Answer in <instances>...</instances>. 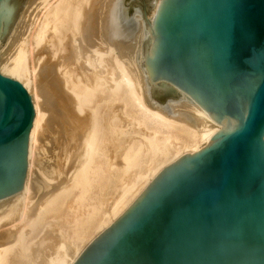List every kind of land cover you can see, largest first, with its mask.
<instances>
[{
  "label": "water",
  "instance_id": "95a60500",
  "mask_svg": "<svg viewBox=\"0 0 264 264\" xmlns=\"http://www.w3.org/2000/svg\"><path fill=\"white\" fill-rule=\"evenodd\" d=\"M28 0H0V48ZM145 101L225 128L163 170L74 264H264V0H163L144 22ZM32 98L0 74V200L23 189Z\"/></svg>",
  "mask_w": 264,
  "mask_h": 264
},
{
  "label": "bare ground",
  "instance_id": "6f19581e",
  "mask_svg": "<svg viewBox=\"0 0 264 264\" xmlns=\"http://www.w3.org/2000/svg\"><path fill=\"white\" fill-rule=\"evenodd\" d=\"M117 7V0H31L14 31L16 51L0 74L24 85L35 116L22 192L0 200V264H74L84 253L79 242L97 222L101 235L163 170L202 151L225 128L196 106H176L172 117L146 104ZM44 135L57 139L69 166L83 159L72 179L59 178L40 202L33 176ZM114 187L120 197L107 210L103 194ZM71 199L75 206L63 211ZM104 211L112 218L106 226Z\"/></svg>",
  "mask_w": 264,
  "mask_h": 264
},
{
  "label": "rangeland",
  "instance_id": "374dc122",
  "mask_svg": "<svg viewBox=\"0 0 264 264\" xmlns=\"http://www.w3.org/2000/svg\"><path fill=\"white\" fill-rule=\"evenodd\" d=\"M30 1L31 0H28L27 4L25 5V7H24L15 27H14V29L12 30V32L8 36L7 41L0 48V64H2L9 56H12L13 54H15L17 42H16V40H15L16 43L13 42L14 39H12V36H13L14 31L16 30L18 24L20 23V21H21L20 19H22V17H23L22 15L26 11V8L28 7ZM117 1H118V7H117L118 15L121 18L124 27L130 33L129 40L127 41L128 42L127 44L131 45V53L130 54H133V56L135 58L137 70H139V72L143 78V82H144L143 83V85H144L143 90H144V87H145V74L143 72V41H144V37H145L144 22L150 21L153 18V13H154L155 8L158 5V2L160 0H117ZM11 41L13 43H15V45L12 44ZM10 44H11V47H10ZM6 77H8V76H6ZM9 78H11V77H9ZM11 79H14V78H11ZM14 80H16V79H14ZM16 81H18V80H16ZM29 95L31 96L30 93H29ZM183 104H187L189 106L192 105L190 103H180L178 106H181ZM192 107H194V105H192ZM158 111H160V110H158ZM160 112H162V111H160ZM187 114L188 113H184V115H183L186 118L187 122H189L193 126H196L197 123H196L194 117L190 114H188V115ZM42 139L43 140H42V142H40V145L38 146L37 152H36L35 168H34V176H33L36 183L38 182L37 184H38L39 188L36 190L35 195L37 197L36 198L37 201H40V202H44L46 200L45 198H48L46 196L51 195L49 190L52 189L51 186H53L54 183H57V180L59 182L60 179L63 177V179L68 183L70 181V179H72V177L75 175V173H76L77 169L79 168V166L81 165V162L83 159L81 157V154H80V156L77 155L78 157H81V158L79 159L77 157V159H79V160H77V162H74V163L71 162L73 165H75V164L77 165V166L75 165V166L71 167L72 165L70 164V166H69V161H62L61 157L59 156V146H58L59 142L57 141L56 138H52L53 140H50L47 137V135H44V137H42ZM203 148H204V146H203ZM119 161L120 160H118L117 162L119 163ZM68 166H69L70 171H71V172H69V175H67V173H66L67 170L69 171ZM63 179H61V180H63ZM67 179H68V181H67ZM65 181H61V182H65ZM52 190H50V191H52ZM120 193H121L120 187H114V189L108 190V191H106V193L103 194L104 200L107 203V207H106L107 210L110 208V205H112V203L115 202L120 197ZM44 194H45V197H42ZM39 196L41 197V199H39ZM73 203L75 206L74 199L69 200V202L66 203L65 209H63V211H67L69 209L70 205H73ZM107 210H106V212H107ZM106 212H105V214H107V215H105L103 213V215H102L103 217L101 216V218H100L102 226L103 225L106 226V224L108 222L112 221V218H110L111 215L109 213H106ZM109 220H111V221H109ZM106 221H107V223H106ZM97 223H96V226L93 227L90 230V232H88V234L85 236L83 241H81V243L79 242L78 249L80 251L83 250V252H84V250L90 245V241L92 242V239L94 240V238L99 236L98 234L100 231L97 228V226H98ZM95 231H97V232H95ZM96 235H98V236H96ZM84 247H85V249H84Z\"/></svg>",
  "mask_w": 264,
  "mask_h": 264
}]
</instances>
